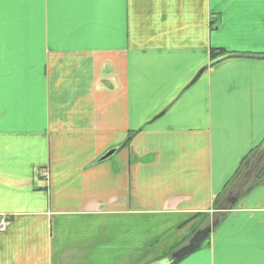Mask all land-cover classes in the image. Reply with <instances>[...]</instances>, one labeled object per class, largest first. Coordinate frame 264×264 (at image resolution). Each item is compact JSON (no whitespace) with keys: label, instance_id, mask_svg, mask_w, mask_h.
Listing matches in <instances>:
<instances>
[{"label":"crops","instance_id":"0c3cea01","mask_svg":"<svg viewBox=\"0 0 264 264\" xmlns=\"http://www.w3.org/2000/svg\"><path fill=\"white\" fill-rule=\"evenodd\" d=\"M0 15V264H261L264 0Z\"/></svg>","mask_w":264,"mask_h":264},{"label":"water","instance_id":"95a60500","mask_svg":"<svg viewBox=\"0 0 264 264\" xmlns=\"http://www.w3.org/2000/svg\"><path fill=\"white\" fill-rule=\"evenodd\" d=\"M114 153L115 151L113 150L109 151L99 161H104L108 159ZM230 209L231 208H225L224 210H230ZM220 219L221 216L213 219L211 223L208 226L204 227L203 229L197 230L184 246L180 247L170 255V259L172 261H179L185 258L187 255L194 252L195 250H197L198 248H200L202 244L208 239L209 235L214 230V228L218 225Z\"/></svg>","mask_w":264,"mask_h":264},{"label":"trees","instance_id":"16d2710c","mask_svg":"<svg viewBox=\"0 0 264 264\" xmlns=\"http://www.w3.org/2000/svg\"><path fill=\"white\" fill-rule=\"evenodd\" d=\"M224 56L229 57L231 55L226 53L225 51H222V50L212 51V53H211L212 61L217 60L218 57H224ZM128 140L126 141L125 144H127ZM262 178H264V168L260 173V179H262ZM216 201L217 200L214 201V205H216ZM171 253L172 252L167 253L164 257H169ZM177 262H179V261H172L171 264H176Z\"/></svg>","mask_w":264,"mask_h":264},{"label":"built area","instance_id":"2783aa9c","mask_svg":"<svg viewBox=\"0 0 264 264\" xmlns=\"http://www.w3.org/2000/svg\"><path fill=\"white\" fill-rule=\"evenodd\" d=\"M41 176L46 178L47 173L46 171H41ZM8 225V218L5 216H0V233L4 232L6 230V227Z\"/></svg>","mask_w":264,"mask_h":264},{"label":"snow or ice","instance_id":"6c2138e0","mask_svg":"<svg viewBox=\"0 0 264 264\" xmlns=\"http://www.w3.org/2000/svg\"><path fill=\"white\" fill-rule=\"evenodd\" d=\"M5 2L6 0H0V9H2ZM2 29H3V21H2V15H0V42H2ZM261 264H264V260L261 261Z\"/></svg>","mask_w":264,"mask_h":264}]
</instances>
